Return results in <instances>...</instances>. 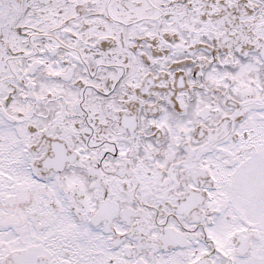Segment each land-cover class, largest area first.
<instances>
[{"label":"snow or ice","instance_id":"snow-or-ice-1","mask_svg":"<svg viewBox=\"0 0 264 264\" xmlns=\"http://www.w3.org/2000/svg\"><path fill=\"white\" fill-rule=\"evenodd\" d=\"M0 264H264V0H0Z\"/></svg>","mask_w":264,"mask_h":264}]
</instances>
